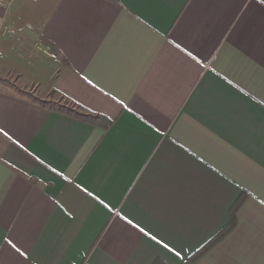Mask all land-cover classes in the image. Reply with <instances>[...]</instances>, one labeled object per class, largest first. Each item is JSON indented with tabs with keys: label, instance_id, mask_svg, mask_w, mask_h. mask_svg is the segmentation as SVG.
Segmentation results:
<instances>
[{
	"label": "crops",
	"instance_id": "0c3cea01",
	"mask_svg": "<svg viewBox=\"0 0 264 264\" xmlns=\"http://www.w3.org/2000/svg\"><path fill=\"white\" fill-rule=\"evenodd\" d=\"M5 1L0 264H264V0Z\"/></svg>",
	"mask_w": 264,
	"mask_h": 264
},
{
	"label": "trees",
	"instance_id": "16d2710c",
	"mask_svg": "<svg viewBox=\"0 0 264 264\" xmlns=\"http://www.w3.org/2000/svg\"><path fill=\"white\" fill-rule=\"evenodd\" d=\"M63 102V104L57 105L51 102L38 101V103L43 107H46L50 110L62 112L87 123L96 124L97 122H105L107 127L111 124L105 118L86 110L80 105L74 104L73 102H70L68 100H63ZM200 253L201 252L197 253L196 256Z\"/></svg>",
	"mask_w": 264,
	"mask_h": 264
},
{
	"label": "rangeland",
	"instance_id": "374dc122",
	"mask_svg": "<svg viewBox=\"0 0 264 264\" xmlns=\"http://www.w3.org/2000/svg\"><path fill=\"white\" fill-rule=\"evenodd\" d=\"M14 84H15L14 78H10V79H7L5 81L0 80V89H5L6 91L14 92V89L12 88V87H14ZM21 95L23 97L33 98L32 94L29 92H27V94L21 93Z\"/></svg>",
	"mask_w": 264,
	"mask_h": 264
},
{
	"label": "built area",
	"instance_id": "2783aa9c",
	"mask_svg": "<svg viewBox=\"0 0 264 264\" xmlns=\"http://www.w3.org/2000/svg\"><path fill=\"white\" fill-rule=\"evenodd\" d=\"M7 5L6 1L5 0H0V7L1 8H5Z\"/></svg>",
	"mask_w": 264,
	"mask_h": 264
}]
</instances>
